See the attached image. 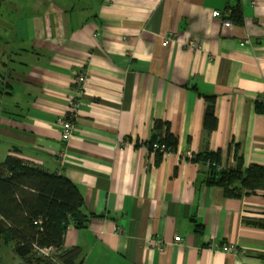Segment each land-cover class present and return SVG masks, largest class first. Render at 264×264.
Wrapping results in <instances>:
<instances>
[{
	"label": "crops",
	"instance_id": "1",
	"mask_svg": "<svg viewBox=\"0 0 264 264\" xmlns=\"http://www.w3.org/2000/svg\"><path fill=\"white\" fill-rule=\"evenodd\" d=\"M259 99L264 0H0V165L11 156L78 187L88 222L68 225L64 248L80 264H264V191L228 197L192 161L264 167ZM156 121L177 140L158 161Z\"/></svg>",
	"mask_w": 264,
	"mask_h": 264
},
{
	"label": "trees",
	"instance_id": "2",
	"mask_svg": "<svg viewBox=\"0 0 264 264\" xmlns=\"http://www.w3.org/2000/svg\"><path fill=\"white\" fill-rule=\"evenodd\" d=\"M230 19L239 22L238 11L233 10ZM205 99L204 127L211 131L216 128L214 98ZM255 111L264 113V99L255 102ZM146 146L158 161L163 155L159 148L172 152L177 140L166 123L156 121ZM192 161L207 164L205 184L223 189L228 197L264 191V167L243 169L241 158H236L233 168H223L220 152L197 155ZM83 211L78 187L65 177L11 156L0 165V250L10 245L20 264H80L79 248H64V236L71 222L77 228L85 227L88 215ZM43 250L49 253L43 254Z\"/></svg>",
	"mask_w": 264,
	"mask_h": 264
},
{
	"label": "built area",
	"instance_id": "3",
	"mask_svg": "<svg viewBox=\"0 0 264 264\" xmlns=\"http://www.w3.org/2000/svg\"><path fill=\"white\" fill-rule=\"evenodd\" d=\"M211 15L213 18H222L223 25L225 27H230L232 25L231 20L228 19L230 16V11H224V12L213 11ZM168 42H169V39L165 40L164 45H167ZM85 80H86V78H85L84 74L77 76V84L78 85H83ZM70 108H71V110H69V112L74 113L76 110L74 104H71ZM59 126H60V131H61V140H62V142L66 143L70 140V138L73 135V130H74L73 125L71 124V122L69 120H63V121L59 122ZM155 148H158V147L155 146ZM159 149L161 151H163L164 153L167 152L165 150V147H163V146H161ZM174 242L180 243L181 239L179 237H175ZM157 245L159 246V243H157ZM217 250L224 252V253H230V252L235 251V246H233V245H222V246L218 247ZM41 252L43 254H46V255L49 253L48 250H43Z\"/></svg>",
	"mask_w": 264,
	"mask_h": 264
},
{
	"label": "rangeland",
	"instance_id": "4",
	"mask_svg": "<svg viewBox=\"0 0 264 264\" xmlns=\"http://www.w3.org/2000/svg\"><path fill=\"white\" fill-rule=\"evenodd\" d=\"M0 264H14L13 260H20L15 259L12 252H11V246H3L0 250Z\"/></svg>",
	"mask_w": 264,
	"mask_h": 264
}]
</instances>
